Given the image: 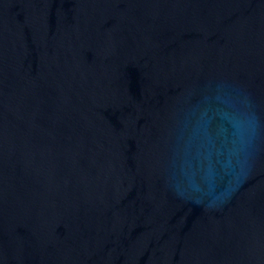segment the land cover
I'll list each match as a JSON object with an SVG mask.
<instances>
[{"label":"water","instance_id":"95a60500","mask_svg":"<svg viewBox=\"0 0 264 264\" xmlns=\"http://www.w3.org/2000/svg\"><path fill=\"white\" fill-rule=\"evenodd\" d=\"M0 264H264V0H0Z\"/></svg>","mask_w":264,"mask_h":264}]
</instances>
